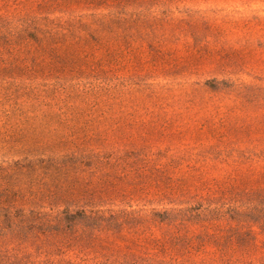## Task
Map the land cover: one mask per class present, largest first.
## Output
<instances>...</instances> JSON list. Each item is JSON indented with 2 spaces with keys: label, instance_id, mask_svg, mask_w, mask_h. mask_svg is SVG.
<instances>
[{
  "label": "rangeland",
  "instance_id": "1",
  "mask_svg": "<svg viewBox=\"0 0 264 264\" xmlns=\"http://www.w3.org/2000/svg\"><path fill=\"white\" fill-rule=\"evenodd\" d=\"M0 264H264V0H0Z\"/></svg>",
  "mask_w": 264,
  "mask_h": 264
}]
</instances>
